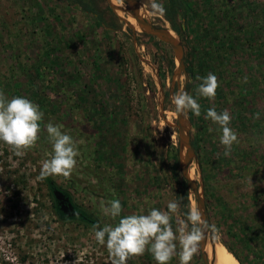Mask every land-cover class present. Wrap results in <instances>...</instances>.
<instances>
[{
    "label": "rangeland",
    "instance_id": "374dc122",
    "mask_svg": "<svg viewBox=\"0 0 264 264\" xmlns=\"http://www.w3.org/2000/svg\"><path fill=\"white\" fill-rule=\"evenodd\" d=\"M139 1L152 23L173 30L164 13L152 8L156 0ZM183 1L188 33L178 37L186 68L192 64L194 69L186 92L196 96L198 78L209 73L219 84L214 98H199V116L185 112L193 141H201L194 178L204 186L206 203L207 194L215 191L231 212L255 221L249 229L264 227V0ZM158 2L167 9V3ZM227 7L235 12L233 21L223 11ZM180 12L173 17L177 27H183ZM122 15L106 0H0V91L9 98L26 96L44 113L37 142L22 155L0 142V264L112 262L94 229L58 219L47 184L37 179L42 161L50 158L44 130L49 121L83 141L72 174L50 178L101 226L118 222L100 207L113 198L121 201V215L127 216L147 214L153 207L165 210L178 197L181 209L173 226L183 218L189 189L180 162L177 172L174 167L180 140L170 100L186 78L174 77L177 62L168 45L133 29L131 17ZM220 24L224 31L226 26L227 32L234 31L237 42L225 55L214 40ZM250 26L255 30L240 32ZM209 108L227 110L233 117L230 126L239 143L228 156L217 126L206 118ZM189 199L190 207L197 208L192 193ZM208 211L218 228L213 239L222 243L225 211L214 202ZM235 247L245 264H264V242L255 239L250 246ZM126 264L156 262L146 250ZM170 264H179L178 257ZM191 264H204L200 251Z\"/></svg>",
    "mask_w": 264,
    "mask_h": 264
},
{
    "label": "clouds",
    "instance_id": "9594fccd",
    "mask_svg": "<svg viewBox=\"0 0 264 264\" xmlns=\"http://www.w3.org/2000/svg\"><path fill=\"white\" fill-rule=\"evenodd\" d=\"M152 8L163 14V5L156 0ZM196 96L186 91H178L171 96V104L177 113L191 111L199 116L201 105L199 98H214L219 87L215 74L209 73L199 77ZM206 118L211 120L220 132L219 141L224 146V155L231 154L234 144L239 143L238 133L230 126L232 117L227 110L218 112L209 108ZM44 113L40 107L26 96L16 95L9 98L0 91V142L13 148L20 156L23 151L35 145L38 134L42 131L41 124ZM51 150L50 158L42 161L38 180H45L53 175L69 177L78 163L79 145L72 135L63 130V125L47 122L44 126ZM95 182V181H93ZM181 198L170 200L166 209L151 208L147 214L122 216V204L118 198L101 202L104 216L118 219L115 225H93L95 239L106 245L111 257V264H126L130 256H142L147 250L156 264H170L178 257L179 264H191L193 257L200 251V245L206 233L218 232V228L202 219L198 208L188 207L182 213L176 226L172 220L174 214L180 212Z\"/></svg>",
    "mask_w": 264,
    "mask_h": 264
},
{
    "label": "trees",
    "instance_id": "16d2710c",
    "mask_svg": "<svg viewBox=\"0 0 264 264\" xmlns=\"http://www.w3.org/2000/svg\"><path fill=\"white\" fill-rule=\"evenodd\" d=\"M165 3H167V9L164 12V16L171 22L172 24V29L174 32H176L179 36H182L183 32L184 33H188V29L185 27L187 26V14L184 10V1L183 0H163ZM181 11V12H180ZM224 12H226V17L230 20H234L235 16L233 12V9L231 11V9H229L228 7L225 8L223 10ZM181 14L180 18H181V22L183 23V27H177L176 21L173 20V17L176 15V13ZM175 13V14H174ZM99 19V18H98ZM101 21V24H104L102 19H99ZM99 21V22H100ZM231 23V22H230ZM220 28H218L215 32H214V40L218 41L219 44H217L219 52L221 54H228L231 52V50L233 48H236V37H235V33L233 30L227 32V29H229V27L226 26V31L223 30V27L220 24ZM251 30H255V27H251L250 29H243L240 32H243L245 34L248 33V31ZM261 47V45H260ZM193 66L192 64H190V67L187 68V72L189 74V76H191L194 74L193 71ZM195 76V75H194ZM262 80H254L255 85L260 86L262 83ZM190 88V85H189ZM188 89V87H187ZM240 108L242 109H246L243 105L240 106ZM192 117H194V114L191 112L190 114ZM233 119V117H232ZM241 119V118H240ZM243 125H245L244 122H242ZM254 132H256L258 130V128L260 127L259 124L254 126ZM200 139L196 138L193 141V145L196 149V153L197 155H199L201 157V146H200ZM174 160H175V171L177 172L178 170V163H179V152L176 151L174 152ZM177 166V167H176ZM207 177V175L205 176V178ZM217 180V179H216ZM44 182L47 184L48 188H49V195H50V199L52 201V208L56 214V216L58 217V219L60 221L63 222H68V221H76L80 224H84L87 227H90L92 229L93 225L95 224H99L100 222L96 219V217H94V215L89 214L88 212L78 209V207L76 205L73 204V202L71 201V195L68 194L66 191L61 190L57 183L55 181H53L50 177L46 178L44 180ZM206 187V185H205ZM208 190V188L206 189ZM209 192V191H208ZM58 195H57V194ZM207 193V192H206ZM212 197L213 200L210 199V197ZM189 192L185 191L184 192V198H185V203H186V207H190V199H189ZM260 199H263V197H260ZM65 201L68 202L69 205H66L68 208L67 210H64V206L63 204H61V201ZM214 202L216 203L217 207H219V209H222V211H225V215L223 217L224 222L226 224L225 229L223 230L225 232L224 235V239L222 241V244L225 245V247L234 255V257L236 258V260L239 262V264H245V262L243 261V259L241 258V256L239 255V253L236 250V245L242 246V247H246V246H250L253 244V241L255 239H257L258 242H264L263 238H264V227H252V229H249L251 226H254V220H252L248 215H245L246 217H242L241 215L235 213V212H231L228 208H226V204L224 202V200L219 197L215 191H211V193L207 194V207L209 208V205H211V203ZM71 210V213L69 214V210ZM187 210V209H186ZM248 214V213H246ZM74 216H79L80 220L78 219H74ZM253 223V224H252ZM250 226V227H248ZM260 229H262V232L260 231ZM233 246V247H232Z\"/></svg>",
    "mask_w": 264,
    "mask_h": 264
},
{
    "label": "water",
    "instance_id": "95a60500",
    "mask_svg": "<svg viewBox=\"0 0 264 264\" xmlns=\"http://www.w3.org/2000/svg\"><path fill=\"white\" fill-rule=\"evenodd\" d=\"M109 4V7L112 11L118 14V11H124L126 14L132 16L137 24L140 27V31L146 33L152 37H155L162 43L168 45L175 54V59L177 62L176 71L174 72V77L185 76L186 83L182 89V91H186L188 87V82L191 80V76H189L185 63V48L182 41L179 39L178 34L173 30H169L167 28L158 27L154 23H152L147 16L143 12V3L139 0H120L122 3L128 5V8L124 7L120 8L116 6L112 0H106ZM130 26L135 29L131 24ZM136 30V29H135ZM172 32L174 34H172ZM159 80L158 82H160ZM161 83V82H160ZM161 85V84H160ZM162 87V86H161ZM175 109V108H174ZM177 129L179 133L180 140V148L177 150L179 152V162H180V172L185 180L189 196L192 193L195 196L196 205L199 210L202 212V219L205 222L211 223L210 214L208 211L207 203L205 200L204 186L201 182H198L196 179L191 178V170L193 165L196 163L199 166V159L196 153V149L193 145L192 139V122L189 119L187 113H177ZM57 194V193H56ZM58 195V194H57ZM61 201V204L65 207L64 210H67V206H65V201ZM209 241H215L213 239V233H206V238L201 242L200 245V255L204 264H211L206 253V245Z\"/></svg>",
    "mask_w": 264,
    "mask_h": 264
},
{
    "label": "bare ground",
    "instance_id": "6f19581e",
    "mask_svg": "<svg viewBox=\"0 0 264 264\" xmlns=\"http://www.w3.org/2000/svg\"><path fill=\"white\" fill-rule=\"evenodd\" d=\"M112 2L116 6L124 9V5L122 4V2L120 0H112ZM122 12L123 11H118V15L120 17H123ZM130 17L133 21L131 19H127L130 21V22L129 21L128 22L136 30H141L140 27H138L139 25L137 24L136 20L132 16H130ZM172 34H174V33L172 32ZM193 171L195 173V169H193ZM190 174H191L192 179H196V175L194 178L192 170H191ZM206 253L208 255V258H209L211 264H239L238 261L236 260V258L234 257V255L230 251H228V249L225 247V245L222 244L221 242H218V241H209L206 245Z\"/></svg>",
    "mask_w": 264,
    "mask_h": 264
},
{
    "label": "flooded vegetation",
    "instance_id": "af4514ba",
    "mask_svg": "<svg viewBox=\"0 0 264 264\" xmlns=\"http://www.w3.org/2000/svg\"><path fill=\"white\" fill-rule=\"evenodd\" d=\"M155 25H156V24H155ZM156 26H157V25H156ZM66 205H69V203L66 202V203H65V206H66ZM68 210H69L68 212H69V214H70V213H71V210H70V209H68ZM71 215H72V213H71ZM74 219H78V220H80V219H82V218H80L79 216H78V217H77V216H74Z\"/></svg>",
    "mask_w": 264,
    "mask_h": 264
}]
</instances>
